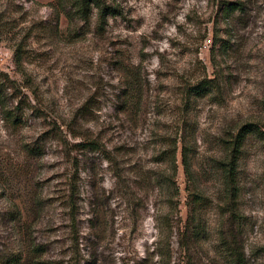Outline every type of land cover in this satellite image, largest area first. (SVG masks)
<instances>
[{
	"label": "rangeland",
	"instance_id": "rangeland-1",
	"mask_svg": "<svg viewBox=\"0 0 264 264\" xmlns=\"http://www.w3.org/2000/svg\"><path fill=\"white\" fill-rule=\"evenodd\" d=\"M10 1L0 78L23 119L0 107V264L20 226L48 264H151L156 242L171 264H264V0H105L116 15L59 29L53 0ZM205 74L218 89L182 100ZM254 125L228 182L218 161ZM177 137V186L148 188Z\"/></svg>",
	"mask_w": 264,
	"mask_h": 264
},
{
	"label": "trees",
	"instance_id": "trees-1",
	"mask_svg": "<svg viewBox=\"0 0 264 264\" xmlns=\"http://www.w3.org/2000/svg\"><path fill=\"white\" fill-rule=\"evenodd\" d=\"M36 2V0H32ZM9 3L11 1L9 0ZM10 4L0 12V33L2 27V20L4 17H9L12 13L9 7ZM51 6L56 11V19L53 21L54 26L52 28L59 29L60 28V19L62 16L67 18L71 23L74 22L75 19H80L82 21L88 22L91 20L93 16L99 21H103L108 15H116L118 10L109 5L105 0H53L51 2ZM238 6H233L232 8H236ZM2 72L0 71V76ZM7 76V75H6ZM7 81H11L9 77L6 80H1L0 78V107L2 109L3 119L9 121L13 125L22 124V116L18 115L16 112V107H9L6 102V88ZM133 85V83L131 82ZM218 80L217 78L210 77L207 74L203 76H199L194 80L186 81L181 88L182 100L190 101L193 97H203L215 90L218 89ZM9 87V86H8ZM128 87V85H126ZM130 87V86H129ZM253 127H246L241 133L231 140H227L230 142L231 155L226 159L218 161L220 169L223 170L224 176L228 182L236 181V170H237V155L240 152L243 140L247 132H256L257 129ZM172 152L170 156H168V166L166 169V178L164 175L157 173L156 171H148L149 176L147 178L146 186L148 188L153 185V183H157L160 188L165 189L170 188L171 186H177L176 184V174H177V152H178V137L172 143ZM183 162L186 165V171L189 172V167L187 163L186 152L183 151ZM154 173V174H153ZM146 188V189H148ZM133 190V189H132ZM201 198H198L197 201H200ZM201 202V201H200ZM128 214L130 217V223L133 226L131 228V232L135 230V226L137 222L141 219V210L146 208L145 198L142 194L137 193L135 190L131 193V196L126 198ZM96 202L93 203L95 205ZM96 206V205H95ZM94 206V207H95ZM100 209V207H98ZM97 209V213L100 210ZM98 216V214H97ZM23 234V233H22ZM21 234V226L18 230V238L21 242V245L17 252H13L9 255H6L2 260V264H48L52 260H49L45 257L46 249L48 244L44 241L39 240L38 238L33 237L32 233H24V236ZM28 237L26 238V236ZM157 257V258H156ZM151 261V264H171V246L168 245L166 251L160 250L158 243H155L152 251L145 256L143 262L147 263ZM243 264L244 257L240 256L237 258V263ZM143 264V263H142Z\"/></svg>",
	"mask_w": 264,
	"mask_h": 264
}]
</instances>
